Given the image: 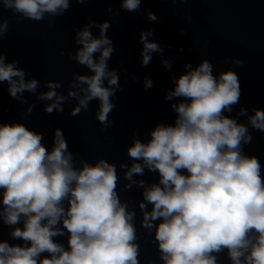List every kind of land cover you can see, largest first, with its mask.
<instances>
[{
    "label": "clouds",
    "instance_id": "1",
    "mask_svg": "<svg viewBox=\"0 0 264 264\" xmlns=\"http://www.w3.org/2000/svg\"><path fill=\"white\" fill-rule=\"evenodd\" d=\"M73 2L89 0H0V13L8 10L36 22L47 18L52 25ZM119 3L121 11L141 12L142 0ZM106 12L119 14L111 7ZM142 14L158 21L151 11ZM110 28L108 20H89L74 30L79 47L61 55L87 73H73L63 93L60 81L41 85L26 78L29 73L0 51V85H7L11 99L28 105L23 119H29L37 102L52 114L63 113V106L75 101L68 113L75 117L96 101L95 119L101 129L114 124L109 119L116 107L113 97L123 88L120 70L109 68L115 51L107 35ZM8 31L9 21L0 15V44ZM153 36L150 29L139 35L143 67L153 54L164 55ZM172 63L161 60L166 70ZM232 64L243 67L245 62L234 59ZM183 67L164 96L174 101L173 123H156L145 140L135 129L126 148L128 162L118 165L119 172L115 163L103 158L93 163L79 159L59 128L53 130L49 147L42 133L23 123L2 122L0 105V228H9V239L19 241L0 239V264H141V229L151 237L159 264H222L221 257L228 264H264V165L244 151L253 139L249 128L264 134V110L249 114L241 107L234 117L226 115L240 101L237 73L229 69L214 75L207 59ZM41 86L46 91L38 92ZM153 86L146 76L144 89ZM26 92L35 96L32 103ZM238 117H246V122H238ZM146 173L155 174V182L136 178ZM121 174L125 183L120 191L142 190L135 207L120 197Z\"/></svg>",
    "mask_w": 264,
    "mask_h": 264
},
{
    "label": "water",
    "instance_id": "2",
    "mask_svg": "<svg viewBox=\"0 0 264 264\" xmlns=\"http://www.w3.org/2000/svg\"><path fill=\"white\" fill-rule=\"evenodd\" d=\"M111 7L118 15L110 16L106 9ZM151 11L158 17L157 22H150L142 13ZM175 13V15H173ZM9 21L7 32L0 51L7 61H17L18 66L29 73L26 78L41 82L46 80L60 81L63 93L73 73L86 74L87 69L68 59L61 52H71L79 47L74 44V30H78L89 20L101 23L108 20L111 28L108 37L114 43V54L109 60V68L120 70L122 92L113 97L116 107L109 116L114 124L103 131L95 119L97 102H91L89 111L72 117L68 113L75 101L64 105L63 113L46 114L44 103L37 102L28 120L23 119L27 104H20L11 99L7 85H0V105L3 106L2 122L23 123L30 130L42 133L46 146H51L53 130L61 129L68 142L69 149L79 159L89 163L103 158L117 165L127 163L126 148L131 144L135 129H139V138L147 139L148 132L158 122L172 124L175 113L165 101L167 90L173 87L172 78L184 73L183 65L191 63L193 67L202 59L213 64L214 75L231 69L239 77L241 97L239 104L230 116L241 108L264 110V0H186L184 3L172 4L169 0H142L140 13H129L120 10L119 0H89L84 4L72 3L70 9L62 16L55 18L49 25L47 18L41 22L31 21L13 15L5 10L0 13ZM152 30L154 42L164 49V55L153 54L147 67L141 65L138 43L139 35L144 30ZM181 29L184 33L181 34ZM98 35V30L93 29ZM183 49V51H180ZM179 57V59H176ZM162 59H172L171 70H166ZM245 62L243 67L232 64V60ZM150 77L154 86L145 90L143 79ZM135 77V79H133ZM46 91L42 86L38 92ZM28 103L35 96L24 93ZM238 122L245 123L246 117H238ZM252 142L244 147L248 155L259 158L264 165V134L249 128ZM146 182H155L153 173H146ZM125 181L121 174L118 191ZM141 189L133 187L128 192L120 191L122 200H130L131 207L141 199ZM139 215L137 217V225ZM9 228H0V239L11 243ZM141 237V264L149 259L156 260L155 246L149 243L151 237ZM64 242L63 238H58ZM222 264H228L226 257H221Z\"/></svg>",
    "mask_w": 264,
    "mask_h": 264
}]
</instances>
